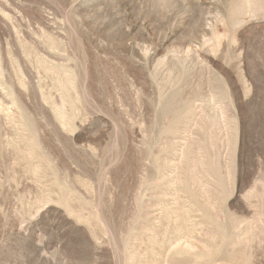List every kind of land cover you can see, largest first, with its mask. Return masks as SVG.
Masks as SVG:
<instances>
[{
  "label": "rangeland",
  "instance_id": "374dc122",
  "mask_svg": "<svg viewBox=\"0 0 264 264\" xmlns=\"http://www.w3.org/2000/svg\"><path fill=\"white\" fill-rule=\"evenodd\" d=\"M0 264H264V0H0Z\"/></svg>",
  "mask_w": 264,
  "mask_h": 264
}]
</instances>
